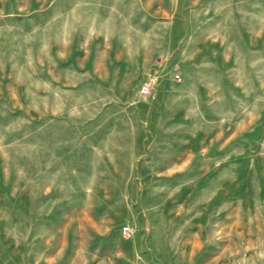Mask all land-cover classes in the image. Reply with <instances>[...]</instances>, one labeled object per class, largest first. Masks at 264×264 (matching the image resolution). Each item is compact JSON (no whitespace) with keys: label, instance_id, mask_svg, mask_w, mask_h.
I'll use <instances>...</instances> for the list:
<instances>
[{"label":"rangeland","instance_id":"374dc122","mask_svg":"<svg viewBox=\"0 0 264 264\" xmlns=\"http://www.w3.org/2000/svg\"><path fill=\"white\" fill-rule=\"evenodd\" d=\"M0 264H264V0H0Z\"/></svg>","mask_w":264,"mask_h":264},{"label":"built area","instance_id":"2783aa9c","mask_svg":"<svg viewBox=\"0 0 264 264\" xmlns=\"http://www.w3.org/2000/svg\"><path fill=\"white\" fill-rule=\"evenodd\" d=\"M147 86L146 85H142V90H146ZM128 229V225H123V230L126 231Z\"/></svg>","mask_w":264,"mask_h":264}]
</instances>
